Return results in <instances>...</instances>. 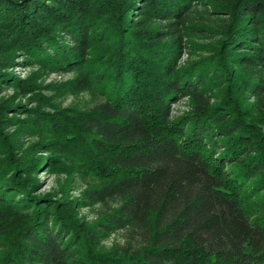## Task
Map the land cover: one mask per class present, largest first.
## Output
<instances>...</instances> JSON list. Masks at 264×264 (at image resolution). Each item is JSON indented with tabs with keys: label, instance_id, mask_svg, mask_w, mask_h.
<instances>
[{
	"label": "trees",
	"instance_id": "16d2710c",
	"mask_svg": "<svg viewBox=\"0 0 264 264\" xmlns=\"http://www.w3.org/2000/svg\"><path fill=\"white\" fill-rule=\"evenodd\" d=\"M0 264H264V0H0Z\"/></svg>",
	"mask_w": 264,
	"mask_h": 264
},
{
	"label": "rangeland",
	"instance_id": "374dc122",
	"mask_svg": "<svg viewBox=\"0 0 264 264\" xmlns=\"http://www.w3.org/2000/svg\"><path fill=\"white\" fill-rule=\"evenodd\" d=\"M15 73L18 76L26 77L30 73V70L28 68H25L24 66H17L15 68ZM71 79V75H64L60 76L55 73H48L43 76V78L39 81L40 84L45 85H52L51 88L43 90V95L50 98L51 102L54 104V106L62 109H71V108H77V109H84L88 107L91 104L92 97L89 93H76L71 88L67 89L66 84ZM12 94L10 92H4L3 96L6 97L7 95ZM23 103H27L26 99H22ZM34 105V103H29V107ZM48 109H51L50 107H47ZM175 110L178 111H185L187 109L185 101H181L174 105ZM31 138L24 137L22 142V146L26 147L29 142H32L33 140ZM67 175L63 173H51L47 171L46 167L43 166L38 171V178L40 181V186L38 189V192L40 194H50L54 193L59 195L63 188L67 185ZM83 189V185L80 183H76L75 185L72 183L70 186V192L69 197L70 198H77L80 195V190ZM80 216L83 218H86L87 220H93L96 218L94 212L91 209L88 208H82L80 209ZM117 237H113L108 245L113 243V240H116Z\"/></svg>",
	"mask_w": 264,
	"mask_h": 264
}]
</instances>
